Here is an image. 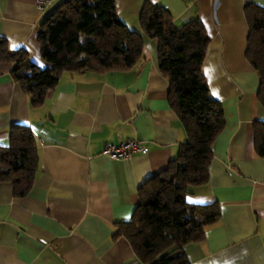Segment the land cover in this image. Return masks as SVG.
I'll return each mask as SVG.
<instances>
[{
  "label": "crops",
  "instance_id": "obj_1",
  "mask_svg": "<svg viewBox=\"0 0 264 264\" xmlns=\"http://www.w3.org/2000/svg\"><path fill=\"white\" fill-rule=\"evenodd\" d=\"M63 0H0V37L10 51L24 49L43 69L37 40L43 19ZM168 10L180 27L194 19L209 43L201 65L209 94L219 101L224 128L211 146L208 181L189 186L185 200L217 202L219 219L183 251L190 264H264V157L255 150L254 124L264 121L259 73L246 58L244 7L264 0H114L119 21L138 33L142 55L128 70L64 72L43 103L13 80L0 63V147L11 125L35 138L38 168L29 192L15 197L0 182V264H144L116 235L138 204V189L163 172L187 140L169 105V82L158 65L157 39L140 25L145 3ZM140 141L146 153L112 159L106 143Z\"/></svg>",
  "mask_w": 264,
  "mask_h": 264
},
{
  "label": "trees",
  "instance_id": "obj_2",
  "mask_svg": "<svg viewBox=\"0 0 264 264\" xmlns=\"http://www.w3.org/2000/svg\"><path fill=\"white\" fill-rule=\"evenodd\" d=\"M248 24L246 58L259 73L257 92L264 108V8L244 7ZM143 32L157 39L158 65L169 82L168 101L182 123L187 140L167 168L138 189L139 201L128 221L117 225L144 264H190L183 246L203 238L204 228L219 219L217 202L187 203L189 186L208 181L211 146L224 128L219 101L209 94L201 72L209 38L198 19L180 27L167 9L145 3L140 12ZM42 59L39 68L24 49L10 51L0 37V63L11 62L13 80L31 98L43 103L64 72H108L134 67L142 55L141 36L117 18L114 0H63L43 19L37 37ZM255 150L264 157V121L254 124ZM38 168L35 138L24 125H11L9 146L0 147V182L11 184L15 197L25 196Z\"/></svg>",
  "mask_w": 264,
  "mask_h": 264
},
{
  "label": "built area",
  "instance_id": "obj_3",
  "mask_svg": "<svg viewBox=\"0 0 264 264\" xmlns=\"http://www.w3.org/2000/svg\"><path fill=\"white\" fill-rule=\"evenodd\" d=\"M47 0H35L37 6L43 7ZM103 155H107L112 159H125L129 158L137 153H146V149L143 144L135 139H128L121 141L117 144L106 143L101 149Z\"/></svg>",
  "mask_w": 264,
  "mask_h": 264
}]
</instances>
